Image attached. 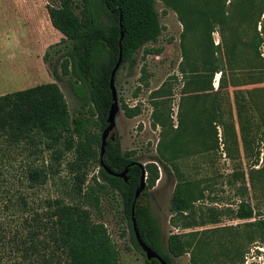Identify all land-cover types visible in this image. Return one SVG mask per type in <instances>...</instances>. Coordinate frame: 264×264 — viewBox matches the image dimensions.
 <instances>
[{
	"label": "trees",
	"instance_id": "obj_1",
	"mask_svg": "<svg viewBox=\"0 0 264 264\" xmlns=\"http://www.w3.org/2000/svg\"><path fill=\"white\" fill-rule=\"evenodd\" d=\"M156 1L58 0L57 6L45 5L51 27L68 42V48L63 52L62 58L55 61L52 75L55 79H59V75L65 77V83L77 102V107L72 114L69 113L63 96L54 83L0 95V160L5 156L8 147L20 144L31 145L30 153L27 155L32 153L36 156L47 152L46 168L27 166L24 178L28 188H31L43 184L47 180L46 174L49 178L55 176L61 160L65 155H70V160L65 162L71 176L70 197L68 201L59 197L47 199L44 202L45 213L42 219L35 215L31 219H22V223H16L10 215L8 219L2 217V212L9 210L13 215L15 211L11 206L20 208V205L24 207L25 203L22 197L12 200L10 196H3L6 191L4 192L0 187V264H119L117 250L104 225L92 221L88 210L92 207L97 211L101 198L108 196L119 200L123 218L127 223L130 243L142 256L132 230L131 210L138 238L166 264H172L173 258L186 254L189 264H242L243 252L240 245L233 242V235L226 243L222 244L219 240L223 231L235 230V227H216L187 234L172 232L166 237L163 247L158 222L152 215L149 205L138 203V198L134 200V191L138 187L141 171L144 189L139 196L147 197V192L154 187L159 179L156 165L152 162L141 165L134 158L133 151L122 152L116 134H113L112 140L106 141L103 154L99 158L100 134L106 126L105 120L111 103L108 80L117 60L120 32L122 37L119 68L125 63L131 67L135 52L146 43L156 42L161 32L158 15L154 9ZM159 1L166 8L171 9L182 23L184 15L182 1ZM212 2L216 6L219 1L212 0ZM263 11L264 5L261 2L254 28L255 35L249 42V49L262 70L264 57L261 56L258 48L264 44V37L260 35L264 30V18H261ZM214 13L216 16L221 13L220 6L214 7ZM257 26L260 28L259 31H256ZM182 28L184 31L183 25ZM212 29L213 26L208 29L207 38L203 42L202 53L205 54L203 53L201 57L200 69L204 75L198 76L196 73L187 75L190 78L189 82L194 84L193 92L196 93L212 90L210 83L215 74H219L217 80L219 90L222 86L224 67L229 65V57L222 61L215 58L219 47L213 45L210 38ZM184 51L182 47L183 66L187 67L189 64ZM158 52V50L144 49L143 54ZM229 52L228 55L235 54L233 48ZM221 63L224 65L220 66ZM140 72L142 76L144 70L141 69ZM180 73L186 74L182 67ZM262 74L264 75V71ZM116 76L117 72L114 83ZM259 82H264V76ZM146 85L144 82V86ZM238 92H235L233 99L238 129L242 136L243 152L246 157L252 159L247 173L251 184L252 173L257 174L264 170V147L247 146L243 136H247L248 129H245V125L240 120V110L243 107L237 103ZM161 94V89L151 93L152 96H164ZM153 107L152 127L158 125L163 128L165 124L170 127L168 112H157L154 103ZM121 109L126 118H133L140 112L138 106L130 108L121 105ZM202 112L205 114V111ZM211 126L217 142L216 127ZM178 128L177 119V127L174 131ZM259 128L260 134L257 140L263 145L264 112L260 117ZM162 138L164 140L162 142L158 140L155 150L158 156L164 159L162 161L169 162L170 168L175 170L172 161L181 151L178 136L175 133L170 136L162 135ZM224 150L229 156L230 149L225 146ZM100 160L103 166L114 174L125 169L126 181L108 175L99 167ZM93 164L96 173L91 175L90 182L86 183ZM160 164L161 170L167 172L165 165ZM240 176L242 180L243 174ZM176 180L169 200L171 215L169 222L175 229L179 226L183 230L194 227L191 219L192 206L204 195L202 189H193L187 183L181 182L178 172ZM242 192L245 195L244 187ZM231 214L233 219L246 221L237 228H241V233H245L247 243L253 242V238H256L264 246L262 214L251 207L244 198L238 201ZM9 219L11 221L7 223ZM207 223L216 222L209 218ZM186 237H191L192 241H187ZM209 240H213V246L208 243ZM37 247L47 256L39 257ZM35 255L39 258H33ZM6 256L9 259L8 263L7 260L3 261ZM143 264L159 263L155 259L146 261L144 258Z\"/></svg>",
	"mask_w": 264,
	"mask_h": 264
},
{
	"label": "rangeland",
	"instance_id": "obj_2",
	"mask_svg": "<svg viewBox=\"0 0 264 264\" xmlns=\"http://www.w3.org/2000/svg\"><path fill=\"white\" fill-rule=\"evenodd\" d=\"M180 1L184 10L182 23L171 9L166 8L159 0L155 2L154 9L161 26L156 42L141 46L133 56L131 67L125 63L118 69L114 83L118 111L112 132L118 136L122 152L133 151L134 158L141 165L152 162L157 167L159 179L147 192V197L139 196L137 202L149 205L152 215L157 219L163 247L166 237L172 232L187 234L216 227H235V230L223 231L220 242L226 243L233 235V242L240 245L243 252L242 264H264V246L256 238L247 243L245 233L237 228L246 221L233 219L231 214L238 201L244 198L264 216V170L252 173V183L249 184L247 173L252 159L243 152L233 99L235 92L239 91L237 103L243 107L240 110V120L245 129H248L247 136H243L247 146L264 147L257 140L260 134V117L264 112V82H259L264 76V69L262 70L261 65L258 66L249 49V42L255 35L259 8L261 2L264 5V0H218L216 6L212 0ZM57 4L58 0H0V95L54 83L72 114L77 102L68 90L65 77L59 75V79H55L52 75L55 61H59L68 48V42L51 27L45 10V5ZM218 6L221 13L216 16L214 7ZM211 26L213 33L210 38L213 45L219 47L215 58L222 61L229 57V65L224 67L219 90H214L212 86L219 78V74H215L210 83L212 90L196 93L193 92L194 84L189 82L187 75H204L200 63L204 53L203 42ZM257 27L256 31H259L260 28ZM260 35L264 37V30ZM182 47L187 54V67L183 66ZM231 48L235 53L232 56L228 55ZM144 49L159 52L144 55ZM258 49L264 57V44ZM223 65L224 63L220 64ZM180 67L186 74L180 73ZM141 69L144 70L142 76ZM157 89H161V95L164 96H152L151 93ZM153 103L157 112H168L170 127L167 124L163 128L158 125L152 127ZM121 105L138 106L140 112L133 118H126ZM177 119L179 128L174 131ZM211 125L216 127L217 142ZM175 133L181 151L177 158H173L174 170L170 168L169 162L162 161L164 159L158 156L155 146L158 140H164L162 135L170 136ZM225 146L230 149L229 156L225 153ZM30 147L31 145L24 144L8 147L0 160V187L6 191L2 195L10 196L12 200L22 197L25 203L20 208L11 206L15 211L13 215L9 210L2 212V217L8 219L11 216L16 223H22V219H31L35 215L42 219L47 199L59 197L68 201L70 197L71 176L65 166L70 155H65L61 160L55 176L49 178L46 174L47 180L43 184L28 188L24 178L27 166L43 169L48 164L47 152L36 156L32 153L27 155ZM160 163L165 165L167 172L161 170ZM92 166L86 183L96 173L95 164ZM176 171L181 182L193 189H202L204 195L192 206L191 219L194 227L183 230L179 226L175 229L169 222V200L177 181ZM240 174H243L242 180ZM98 208L97 211L92 207L88 208L91 219L104 225L117 250L119 264H143L144 257L130 243L119 200L109 196L101 198ZM209 218L216 223H207ZM9 221L11 219L7 223ZM190 238L186 237V240L192 241ZM209 241L213 246V240ZM37 251L39 257L47 256L42 249L38 248ZM39 257L35 255L33 258ZM8 260L7 256L3 258L6 263ZM172 264H189L188 254L173 258Z\"/></svg>",
	"mask_w": 264,
	"mask_h": 264
},
{
	"label": "water",
	"instance_id": "obj_3",
	"mask_svg": "<svg viewBox=\"0 0 264 264\" xmlns=\"http://www.w3.org/2000/svg\"><path fill=\"white\" fill-rule=\"evenodd\" d=\"M119 28H120V25H119ZM121 37H122V32H120V36H119L117 60H116V63L114 65L113 69L110 72L109 80H108V87H109V92H110V97H111V103L109 105V109H108L106 120H105L106 126L100 134L99 158H101V156L103 154V149H104L106 141L108 139L112 140V138H113V132L112 131L115 127L114 120H115V115L118 111L116 93H115V88H114V76H115V73L117 72V70L119 69V65H120V59H121L120 40H121ZM99 167H101L108 175L122 179L124 182L126 181V177H125L126 170L125 169L123 171H121L120 173L114 174V173L110 172L105 166H103L101 160L99 162ZM143 189H144V178H143V172L141 171V176H140L138 187L134 191V200H136L138 198L139 194L143 191ZM130 216H131V224H132V230L134 233L135 240H136L137 245L140 248L145 260L150 261L151 259H155L158 261L159 264H166L164 261H162L158 257V255H156L153 251H151L148 247H146L140 241V239L138 238L137 232L135 230L134 221L132 218V210H131Z\"/></svg>",
	"mask_w": 264,
	"mask_h": 264
},
{
	"label": "crops",
	"instance_id": "obj_4",
	"mask_svg": "<svg viewBox=\"0 0 264 264\" xmlns=\"http://www.w3.org/2000/svg\"><path fill=\"white\" fill-rule=\"evenodd\" d=\"M261 18H264V11H263V13H262V15H261ZM258 28V27H257ZM213 32H211V34H212ZM216 76H217V74H216ZM218 78V77H217ZM212 86H213V89L214 90H216V88H217V79H216V81H215V83H213L212 84Z\"/></svg>",
	"mask_w": 264,
	"mask_h": 264
},
{
	"label": "built area",
	"instance_id": "obj_5",
	"mask_svg": "<svg viewBox=\"0 0 264 264\" xmlns=\"http://www.w3.org/2000/svg\"><path fill=\"white\" fill-rule=\"evenodd\" d=\"M129 107H130V106H129ZM131 107H134V106L132 105ZM131 107H130V108H131Z\"/></svg>",
	"mask_w": 264,
	"mask_h": 264
}]
</instances>
